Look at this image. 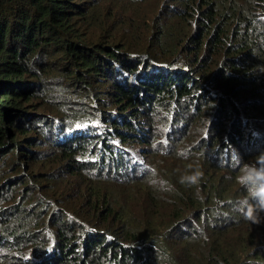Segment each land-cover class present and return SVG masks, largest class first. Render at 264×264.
<instances>
[{"label":"trees","instance_id":"obj_1","mask_svg":"<svg viewBox=\"0 0 264 264\" xmlns=\"http://www.w3.org/2000/svg\"><path fill=\"white\" fill-rule=\"evenodd\" d=\"M261 151L264 0H0V264H264Z\"/></svg>","mask_w":264,"mask_h":264},{"label":"clouds","instance_id":"obj_2","mask_svg":"<svg viewBox=\"0 0 264 264\" xmlns=\"http://www.w3.org/2000/svg\"><path fill=\"white\" fill-rule=\"evenodd\" d=\"M29 65L31 61H28ZM179 155H186L183 149L178 153ZM187 168L191 171H185L179 176V182L187 185H199L200 179L203 176V171L200 168L198 162L187 165ZM147 183L162 193L176 191L175 185L169 180L159 177L155 168L151 170V175L147 178ZM236 180L247 191L249 197H257L258 203L247 206L245 216L254 222H259L258 209L264 210V151L258 153L252 160L245 162L241 165L239 175L236 176ZM199 188H197V194Z\"/></svg>","mask_w":264,"mask_h":264},{"label":"rangeland","instance_id":"obj_3","mask_svg":"<svg viewBox=\"0 0 264 264\" xmlns=\"http://www.w3.org/2000/svg\"><path fill=\"white\" fill-rule=\"evenodd\" d=\"M143 147H145L146 145L144 144V145H142ZM244 198V197H243ZM206 214H208V212H206ZM202 231V230H201Z\"/></svg>","mask_w":264,"mask_h":264},{"label":"snow or ice","instance_id":"obj_4","mask_svg":"<svg viewBox=\"0 0 264 264\" xmlns=\"http://www.w3.org/2000/svg\"><path fill=\"white\" fill-rule=\"evenodd\" d=\"M79 126V125H78Z\"/></svg>","mask_w":264,"mask_h":264}]
</instances>
